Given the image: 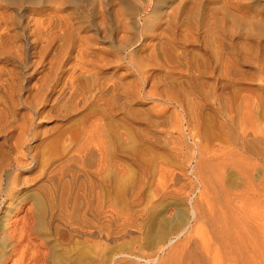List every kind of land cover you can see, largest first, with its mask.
<instances>
[{"label":"bare ground","instance_id":"1","mask_svg":"<svg viewBox=\"0 0 264 264\" xmlns=\"http://www.w3.org/2000/svg\"><path fill=\"white\" fill-rule=\"evenodd\" d=\"M189 1L210 11V0H0V264H53L46 234L58 228L80 244L68 264H264V48L219 39L197 68L179 66L199 31L184 25ZM235 31L264 37L259 24ZM65 171L86 191L26 192Z\"/></svg>","mask_w":264,"mask_h":264},{"label":"rangeland","instance_id":"2","mask_svg":"<svg viewBox=\"0 0 264 264\" xmlns=\"http://www.w3.org/2000/svg\"><path fill=\"white\" fill-rule=\"evenodd\" d=\"M210 11L207 12L205 7L200 5H197L193 1H189L187 10L189 13V21H184V25L193 24L195 23L198 27L199 31H197L196 40L187 42L185 44L186 48H179L178 51L184 50L186 54H184L183 58V64L179 65L183 68L189 67V68H197L203 61L207 60L209 55L212 53L213 55L218 51V48L220 47V44L217 43V40L221 39L222 41L226 42L228 45V48L232 52H237L239 49L243 48H264V37L263 36H256L258 41L254 40V37H247L242 36L238 37L236 34V26L238 24H245V23H254L264 26V0H210ZM205 2V0H203ZM197 5V8L191 7V5ZM207 24V25H206ZM212 26V28H211ZM206 29L207 32L204 34L201 32V30ZM131 33H128L126 36L130 38ZM102 35L101 31H99V36ZM217 36V37H216ZM195 38V36H194ZM121 37L117 34L113 36L114 45L111 46V42L109 39L105 38L101 40L99 38V44L106 49H115L117 48V43L120 41ZM138 51L139 49L147 51V48L142 46V48H136ZM146 52H141L140 55L143 54L145 56ZM165 56L160 52L157 56V58H150L152 62L157 63H163ZM192 82L193 85L196 87V89L200 90H207L210 86V83L212 79L207 76H203L202 74H194L192 76ZM178 83L180 89L183 91V94H187L189 89V83L188 78L186 76H182L181 78H178L176 80ZM209 114L207 110L201 109L199 113V121L201 122V128L203 127V131L201 132L200 128V135L198 137V146L200 148L206 147L211 142L205 141V128L207 126L206 122L209 119ZM185 117V116H184ZM185 121V118H184ZM52 122L45 123L43 121V124H47V126L51 125ZM185 129H183V143L182 148L184 147V153L187 152L185 149L186 142L191 141V132L189 128L190 125H187L186 123ZM33 126L35 127V118L33 119ZM42 128V126H40ZM46 126H43V129ZM199 127V126H198ZM190 136H189V134ZM47 142V140L45 141ZM45 142H42L38 147V154L43 155L46 152V149L48 148L47 144ZM193 151V150H191ZM195 152V150H194ZM191 155V152H189ZM196 157H198L197 153L195 154ZM39 160V163H42L44 160L41 158ZM195 164L194 158L184 159L183 161V172L185 181L180 182V186L182 188V191L184 193H187L191 190L192 185L191 184H184L191 181V168ZM221 164V163H220ZM218 164L219 166H222ZM222 169V167H221ZM35 172V165L32 168L31 174ZM29 173V171L27 172ZM35 174V173H34ZM33 174V175H34ZM219 175H222V172L218 173L216 176L219 178ZM56 179H51L49 181L44 180V178H36L29 184H26L28 187V192L30 196H32V200L35 201V195H39L42 191L48 190L50 192H53V189L51 188V185L57 188V191L61 192H79L82 193L86 191L85 188V182L84 179L80 176H75L73 180H71L72 173L69 171L58 173L56 176ZM223 179L228 180V174L227 172L224 173ZM71 180V181H70ZM43 185V186H42ZM191 185V187H190ZM42 186V187H41ZM35 203V202H34ZM186 203L183 202L180 206L179 210V216L174 221L171 222L170 225L173 227L175 225H180L184 222L186 218ZM4 210V208H3ZM0 211V215L2 216V211ZM41 231H44L42 228ZM47 241L52 245V258L54 259L53 264H68L69 260L67 258L70 256L71 253L74 252L75 248H77L80 244L78 243V238L75 236H70L66 234L62 228H58L56 230L55 234H46ZM2 243L0 242V248Z\"/></svg>","mask_w":264,"mask_h":264}]
</instances>
